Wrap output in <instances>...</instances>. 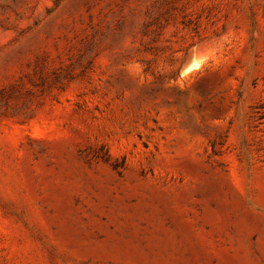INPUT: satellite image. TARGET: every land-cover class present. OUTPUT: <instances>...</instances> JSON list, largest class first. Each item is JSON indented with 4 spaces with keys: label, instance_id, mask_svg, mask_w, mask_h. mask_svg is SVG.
<instances>
[{
    "label": "rangeland",
    "instance_id": "1",
    "mask_svg": "<svg viewBox=\"0 0 264 264\" xmlns=\"http://www.w3.org/2000/svg\"><path fill=\"white\" fill-rule=\"evenodd\" d=\"M0 264H264V0H0Z\"/></svg>",
    "mask_w": 264,
    "mask_h": 264
}]
</instances>
